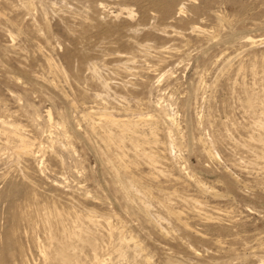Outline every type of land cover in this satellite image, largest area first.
<instances>
[{
    "label": "rangeland",
    "instance_id": "374dc122",
    "mask_svg": "<svg viewBox=\"0 0 264 264\" xmlns=\"http://www.w3.org/2000/svg\"><path fill=\"white\" fill-rule=\"evenodd\" d=\"M61 241L264 264V0H0V264Z\"/></svg>",
    "mask_w": 264,
    "mask_h": 264
},
{
    "label": "bare ground",
    "instance_id": "6f19581e",
    "mask_svg": "<svg viewBox=\"0 0 264 264\" xmlns=\"http://www.w3.org/2000/svg\"><path fill=\"white\" fill-rule=\"evenodd\" d=\"M88 114V113H87ZM101 115V114H100ZM147 118V117H146ZM101 119V118H100ZM144 119V118H143ZM121 120V119H120ZM142 120V119H141ZM134 126V125H133ZM130 128V127H129ZM135 131V130H134ZM119 146V145H118ZM132 181L127 182L125 188L131 187ZM133 185V184H132ZM129 189V188H128ZM91 221H95L92 220ZM66 237L69 236V234L65 235ZM65 238V237H62ZM61 240V239H60ZM89 241V240H88ZM57 244V243H56ZM71 245V244H70ZM70 245L68 242L61 241L57 246L58 248L55 250L54 257L55 259H58V261H61L63 264H70L73 260L72 254L70 252Z\"/></svg>",
    "mask_w": 264,
    "mask_h": 264
}]
</instances>
